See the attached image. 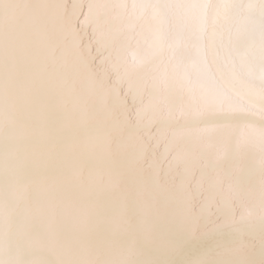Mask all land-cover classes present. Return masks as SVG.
<instances>
[{"label": "snow or ice", "instance_id": "1", "mask_svg": "<svg viewBox=\"0 0 264 264\" xmlns=\"http://www.w3.org/2000/svg\"><path fill=\"white\" fill-rule=\"evenodd\" d=\"M0 264H264V0H0Z\"/></svg>", "mask_w": 264, "mask_h": 264}]
</instances>
